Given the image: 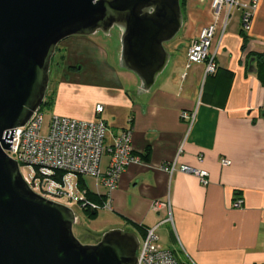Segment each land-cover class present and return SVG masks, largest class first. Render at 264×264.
Here are the masks:
<instances>
[{
	"label": "crops",
	"instance_id": "crops-1",
	"mask_svg": "<svg viewBox=\"0 0 264 264\" xmlns=\"http://www.w3.org/2000/svg\"><path fill=\"white\" fill-rule=\"evenodd\" d=\"M238 1L225 31V15L217 21L212 74L205 63L187 59L191 42L214 20L211 0H181L183 25L165 44L170 58L151 89L142 91L137 75L107 64L108 54L99 49L96 67L65 65L54 80L53 114L103 119L108 142L130 128L141 159L126 167L113 190L82 175L83 196L110 200L97 239L123 228L141 240L157 226L160 244L179 264H264V0L255 10L253 0ZM246 10L253 12L249 31L242 25ZM184 111L195 113L192 124ZM109 161L105 154L102 173ZM173 164V171L163 168ZM182 165L208 171V184ZM239 197L243 203L235 206ZM155 201L171 207L156 210Z\"/></svg>",
	"mask_w": 264,
	"mask_h": 264
},
{
	"label": "water",
	"instance_id": "water-1",
	"mask_svg": "<svg viewBox=\"0 0 264 264\" xmlns=\"http://www.w3.org/2000/svg\"><path fill=\"white\" fill-rule=\"evenodd\" d=\"M182 25L181 0H0V264L137 263L134 231L113 228L82 243L74 209L34 190L7 150L43 105L62 40L117 26L119 64L147 91Z\"/></svg>",
	"mask_w": 264,
	"mask_h": 264
},
{
	"label": "built area",
	"instance_id": "built-area-1",
	"mask_svg": "<svg viewBox=\"0 0 264 264\" xmlns=\"http://www.w3.org/2000/svg\"><path fill=\"white\" fill-rule=\"evenodd\" d=\"M258 0H253L251 9L255 10ZM240 6L238 0H211L214 20L204 26L197 38L193 40L187 51L188 63H205L206 74H212L217 69L216 54L217 49L212 50V46L217 33V21L225 15L222 31L233 9ZM253 12L246 10L242 16L243 29H251ZM43 106V105H42ZM42 106L37 109L30 120L21 127L15 128L12 146L7 153L16 159L20 164H30L35 166L40 173V177L35 176L28 180L37 192L46 197L56 199L54 196H61L64 192L61 189L51 192L49 190L53 171H71L78 175H89L95 177L108 189L117 187L119 178L123 171L131 163L141 161L135 155L132 146V130L130 128L117 134L112 142L107 140L108 126L101 118L93 120L78 119L71 116L52 114L44 129V112ZM97 112L103 111V105L96 107ZM182 116L194 121L195 113L183 112ZM105 154H110L108 169L101 172V162ZM50 169L52 174H47L43 169ZM165 170L173 171L175 164L163 165ZM181 170L192 172L198 175L201 182L208 184V171L199 170L188 165H182ZM40 178V182L37 180ZM52 194V195H50ZM57 200V199H56ZM242 197L234 201L235 206H241ZM78 204L82 207L103 209L110 207V200L107 199L100 205L82 196L78 199ZM163 207L170 209V202L155 201L153 208L160 210ZM172 220V217L167 219ZM138 261L136 264H179L173 252L163 247L159 242L157 226L146 229V234L140 240L137 251Z\"/></svg>",
	"mask_w": 264,
	"mask_h": 264
},
{
	"label": "rangeland",
	"instance_id": "rangeland-1",
	"mask_svg": "<svg viewBox=\"0 0 264 264\" xmlns=\"http://www.w3.org/2000/svg\"><path fill=\"white\" fill-rule=\"evenodd\" d=\"M96 49H99L102 55L108 54L107 64L111 65L112 67L120 66L119 60L117 61V55H115L116 49L121 50L119 28L114 26L111 28L108 34L98 30L89 36L78 37L74 35L62 40L58 45V49L52 61L50 72L51 80L48 91H51V88H53L54 80L60 75L65 65L69 66L72 64H79V66L83 65L84 68L96 67L94 66L97 63L94 53ZM116 69L119 70L118 67ZM52 106L42 108L45 114L43 132H46L47 124L49 123L51 115L53 114ZM43 171L47 174H52V171L48 168L43 169ZM21 172L27 180L33 179L35 176L40 177L38 169L30 164H22ZM55 172L56 171H53V174L55 175L50 177L51 184L49 190L53 192L55 190L61 189L64 192L61 196L53 195V197H55L57 201L69 205L74 209L77 217L76 223L73 227L75 235L84 244L94 243V239H88L84 233L86 231V234H90V232H92L93 238L98 236V232H100L98 230H103L104 228L103 213H105V210L101 209L97 218H91L89 215H87V213L83 211L78 204V199L84 195L79 183L80 176L77 173L71 171ZM61 172H63L64 175H61ZM40 181V178H38L37 182L39 183Z\"/></svg>",
	"mask_w": 264,
	"mask_h": 264
},
{
	"label": "trees",
	"instance_id": "trees-1",
	"mask_svg": "<svg viewBox=\"0 0 264 264\" xmlns=\"http://www.w3.org/2000/svg\"><path fill=\"white\" fill-rule=\"evenodd\" d=\"M244 47H245V45H244ZM62 58H63V56H62ZM260 58H262L264 60V53H262L260 55ZM53 103H54V93H53V91H47V95H46V98L44 100L42 108L49 107V106L51 107L53 105ZM61 175H64L63 172H61ZM79 176H80L79 177V183L81 185L83 183V176L82 175H79ZM87 196H88V200L93 201L97 204L102 205L105 202V197L103 195H97L96 193L87 192ZM83 210L91 218H94L98 214L99 209L85 207V208H83ZM85 236L87 238L92 237L91 234H86Z\"/></svg>",
	"mask_w": 264,
	"mask_h": 264
}]
</instances>
